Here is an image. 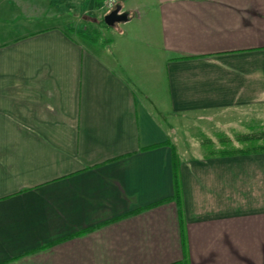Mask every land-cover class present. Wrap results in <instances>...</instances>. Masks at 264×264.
Returning <instances> with one entry per match:
<instances>
[{"label":"crops","instance_id":"0c3cea01","mask_svg":"<svg viewBox=\"0 0 264 264\" xmlns=\"http://www.w3.org/2000/svg\"><path fill=\"white\" fill-rule=\"evenodd\" d=\"M119 5L0 19V264H264V0Z\"/></svg>","mask_w":264,"mask_h":264},{"label":"rangeland","instance_id":"374dc122","mask_svg":"<svg viewBox=\"0 0 264 264\" xmlns=\"http://www.w3.org/2000/svg\"><path fill=\"white\" fill-rule=\"evenodd\" d=\"M105 14L102 0H0V19L16 17L23 21L45 18L61 22L74 37L91 48L92 40L89 39L109 44L124 27V22L103 26L101 20Z\"/></svg>","mask_w":264,"mask_h":264},{"label":"water","instance_id":"95a60500","mask_svg":"<svg viewBox=\"0 0 264 264\" xmlns=\"http://www.w3.org/2000/svg\"><path fill=\"white\" fill-rule=\"evenodd\" d=\"M120 6L118 5L115 9L111 10L110 12L106 13L103 17V21L107 26H113L118 22H125L127 21V13L120 11Z\"/></svg>","mask_w":264,"mask_h":264},{"label":"trees","instance_id":"16d2710c","mask_svg":"<svg viewBox=\"0 0 264 264\" xmlns=\"http://www.w3.org/2000/svg\"><path fill=\"white\" fill-rule=\"evenodd\" d=\"M101 23L103 24V26H106L103 20H101ZM262 149L264 150V146L261 148V150ZM172 161H173L172 171H173V184H174V194L172 198L178 200L180 196L179 164L176 158H173Z\"/></svg>","mask_w":264,"mask_h":264},{"label":"built area","instance_id":"2783aa9c","mask_svg":"<svg viewBox=\"0 0 264 264\" xmlns=\"http://www.w3.org/2000/svg\"><path fill=\"white\" fill-rule=\"evenodd\" d=\"M120 1L121 0H102V8L108 13L115 9L120 4Z\"/></svg>","mask_w":264,"mask_h":264}]
</instances>
